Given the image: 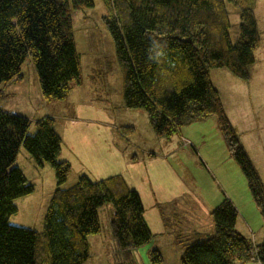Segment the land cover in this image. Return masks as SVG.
<instances>
[{"label":"trees","instance_id":"16d2710c","mask_svg":"<svg viewBox=\"0 0 264 264\" xmlns=\"http://www.w3.org/2000/svg\"><path fill=\"white\" fill-rule=\"evenodd\" d=\"M74 9L91 7L93 0H70ZM102 20L110 33L122 74L123 105L142 109L159 137L191 121L215 115L228 150L247 178L254 201L264 217V188L239 143L210 70L225 68L249 81L261 38L253 11L254 0H102ZM226 2L238 8L239 37L229 36ZM29 59L45 99H63L69 82L79 83V54L75 47L69 0H0V94L2 86L21 77ZM49 116L35 121L0 106V264H84L88 236L100 231L98 208L112 203V237L118 250L137 248L151 234L143 218L139 194L124 178L112 175L91 180L80 175L60 188L70 164L57 160L60 137ZM131 131V128L128 130ZM23 145L35 166L49 163L57 187L45 213L42 231L13 226L14 199L33 191L22 171L12 168ZM214 233L185 245L180 264H264V236L253 245L236 230L237 211L228 198L211 213ZM264 229V225H263ZM162 261L150 252L151 264ZM125 264V263H124Z\"/></svg>","mask_w":264,"mask_h":264},{"label":"rangeland","instance_id":"374dc122","mask_svg":"<svg viewBox=\"0 0 264 264\" xmlns=\"http://www.w3.org/2000/svg\"><path fill=\"white\" fill-rule=\"evenodd\" d=\"M69 7L79 54V83L70 81L63 99H44L27 58L21 67L24 90L0 96V106L29 119L27 135L35 133L36 120L53 119L61 139L57 160L71 167L60 188L72 186L82 174L93 181L119 174L139 194L150 240L137 248L118 250L111 229L114 206L103 204L98 208L100 231L88 236L89 257L84 264H151L152 250L159 251L160 264H180L186 244L214 233L210 213L224 198L237 211V232L253 245L261 244L264 217L228 150L217 117L191 121L167 137L157 136L144 110L123 105L122 74L102 20L107 12L102 0L78 9L69 0ZM226 8L234 43L239 37L238 8L230 2ZM253 11L261 42L254 52L251 81L237 79L225 68L209 73L264 188V0H254ZM11 167L22 171L33 191L14 199L16 212L8 222L42 231L57 187L54 170L49 163L35 166L23 145Z\"/></svg>","mask_w":264,"mask_h":264},{"label":"crops","instance_id":"0c3cea01","mask_svg":"<svg viewBox=\"0 0 264 264\" xmlns=\"http://www.w3.org/2000/svg\"><path fill=\"white\" fill-rule=\"evenodd\" d=\"M256 62V61H255ZM255 64V63H254ZM253 69V68H252ZM33 79H34V82L37 84V88H38V92L41 94L40 92V88H39V83H38V78H37V74L35 72V69L33 71ZM24 79H25V76L24 74L22 73V70H21V77H17L7 83H5L3 86H2V93L0 94V96H12V95H15L16 93H22V91L24 90V88H22L21 86H23L24 84ZM251 79H252V71H251ZM251 79L249 81H251ZM42 96V94H41ZM42 98H44L42 96ZM45 99V98H44ZM7 112V111H6ZM132 249V248H130ZM129 249V250H130ZM236 264H259L258 261H255V260H250V261H238Z\"/></svg>","mask_w":264,"mask_h":264}]
</instances>
